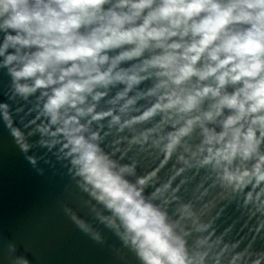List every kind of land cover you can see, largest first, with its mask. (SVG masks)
Masks as SVG:
<instances>
[{
    "label": "clouds",
    "instance_id": "clouds-1",
    "mask_svg": "<svg viewBox=\"0 0 264 264\" xmlns=\"http://www.w3.org/2000/svg\"><path fill=\"white\" fill-rule=\"evenodd\" d=\"M0 71V124L37 175L66 169L90 239L264 264V0H0Z\"/></svg>",
    "mask_w": 264,
    "mask_h": 264
},
{
    "label": "water",
    "instance_id": "water-1",
    "mask_svg": "<svg viewBox=\"0 0 264 264\" xmlns=\"http://www.w3.org/2000/svg\"><path fill=\"white\" fill-rule=\"evenodd\" d=\"M7 80L0 71V99ZM81 204L64 167L37 175L0 124V264H12L10 243L33 264H138L131 253H116L120 242L111 232L105 230L106 243L100 244L77 228L64 206Z\"/></svg>",
    "mask_w": 264,
    "mask_h": 264
}]
</instances>
